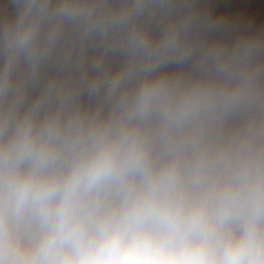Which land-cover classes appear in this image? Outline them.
<instances>
[{"label": "clouds", "instance_id": "1", "mask_svg": "<svg viewBox=\"0 0 264 264\" xmlns=\"http://www.w3.org/2000/svg\"><path fill=\"white\" fill-rule=\"evenodd\" d=\"M210 0H0V264H264V28Z\"/></svg>", "mask_w": 264, "mask_h": 264}, {"label": "rangeland", "instance_id": "2", "mask_svg": "<svg viewBox=\"0 0 264 264\" xmlns=\"http://www.w3.org/2000/svg\"><path fill=\"white\" fill-rule=\"evenodd\" d=\"M213 5L240 13V25L242 28L251 26L253 29L264 28V0H210Z\"/></svg>", "mask_w": 264, "mask_h": 264}]
</instances>
